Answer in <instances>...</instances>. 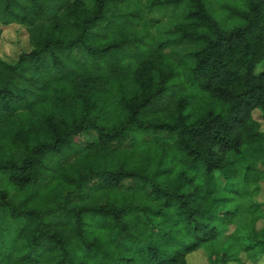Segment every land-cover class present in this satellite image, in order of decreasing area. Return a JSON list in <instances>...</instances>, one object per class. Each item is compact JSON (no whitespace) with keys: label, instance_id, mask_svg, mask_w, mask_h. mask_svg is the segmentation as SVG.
Instances as JSON below:
<instances>
[{"label":"trees","instance_id":"1","mask_svg":"<svg viewBox=\"0 0 264 264\" xmlns=\"http://www.w3.org/2000/svg\"><path fill=\"white\" fill-rule=\"evenodd\" d=\"M210 1L0 0L31 47L0 59V264H188L229 225L209 264H258L264 0Z\"/></svg>","mask_w":264,"mask_h":264},{"label":"rangeland","instance_id":"2","mask_svg":"<svg viewBox=\"0 0 264 264\" xmlns=\"http://www.w3.org/2000/svg\"><path fill=\"white\" fill-rule=\"evenodd\" d=\"M210 3L212 9L216 12L218 18H223L232 12V5L230 3V0H211ZM174 18L170 19V17H166L165 19H163L162 22L159 23L157 28L150 31V34L152 37H155L157 41L166 42L164 45L165 53L174 51L184 54L189 50H192L193 48L184 45H179V43H173L176 40V37L173 36L176 35L167 33V31L170 28V25L174 24V20H175ZM30 49L31 47L27 41L26 36L21 35L19 33L17 35V32L16 31L14 32V29H10L0 38V59L2 60L8 62H14L17 60V56L21 52L29 51ZM260 69L261 67L258 69V71ZM215 111H219V108L215 109ZM252 120L258 123L260 127V131L263 133V138H264V118L262 117L260 110L253 111ZM230 157L239 168L245 166L246 164L245 161H243L240 157L234 156L232 154L230 155ZM257 167L258 168L262 167L261 161H258ZM260 188L261 191L264 192L263 182H261ZM254 197L256 199H259L260 196L255 195ZM227 227L228 229H226L224 236H222L216 242L214 243L212 242L211 244L208 243V245L202 247L201 249H198L197 251L190 253L187 256L188 264H209L210 261L213 260V258L219 259L224 252L226 255L234 254L237 251V247L233 242L229 240L230 234L233 230V226L229 225ZM262 228H264V224ZM240 258L243 259L244 257L241 255ZM227 264H236V263L230 259L227 262ZM258 264H264V256L259 258Z\"/></svg>","mask_w":264,"mask_h":264}]
</instances>
